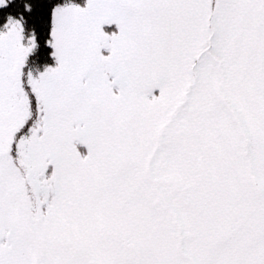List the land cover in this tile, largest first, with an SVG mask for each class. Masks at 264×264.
I'll list each match as a JSON object with an SVG mask.
<instances>
[{"label": "snow or ice", "instance_id": "obj_1", "mask_svg": "<svg viewBox=\"0 0 264 264\" xmlns=\"http://www.w3.org/2000/svg\"><path fill=\"white\" fill-rule=\"evenodd\" d=\"M0 264H264V0H0Z\"/></svg>", "mask_w": 264, "mask_h": 264}]
</instances>
